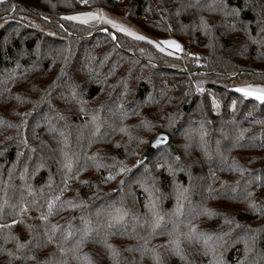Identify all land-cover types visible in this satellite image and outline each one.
Returning <instances> with one entry per match:
<instances>
[{
	"label": "trees",
	"instance_id": "trees-1",
	"mask_svg": "<svg viewBox=\"0 0 264 264\" xmlns=\"http://www.w3.org/2000/svg\"><path fill=\"white\" fill-rule=\"evenodd\" d=\"M211 2L190 6L196 0H5L0 4V120L4 121L0 203L8 201L0 212V225H7L0 227V264H49L56 246L44 243L46 226L79 229L83 220H90L95 229L107 221L113 205L129 212L112 230L115 234L108 236L119 252V264H156L150 252L141 255L145 240L160 254L161 264H264V215L249 206V200L264 203V102L244 97L233 87L240 78L264 84V0H224L218 6L224 11L203 6ZM93 7L133 16L149 36L174 35L188 42L190 52L183 62L180 53L160 52L149 41L106 24L61 16ZM143 14L149 15L148 20ZM199 16L206 18L210 32L200 26ZM106 27L107 32L101 30ZM73 89L77 100L71 99ZM201 126L207 154L200 146ZM122 127L127 131L121 132ZM158 129L172 132L178 154L162 146L148 164L138 166L132 157L144 145L140 140L149 141ZM241 131L242 146H234ZM60 132L67 136L66 150L74 160L71 172L63 167ZM88 157L103 166L96 167ZM233 161L244 169L242 173L230 169ZM158 163L163 167L157 168ZM121 164L130 171L120 173ZM110 173L115 179H107ZM178 187L188 191L177 216ZM247 191L253 196L245 199ZM55 195L76 206L57 202L43 222L39 216ZM153 197L164 216L155 232L149 207ZM23 204L28 206L26 213L19 212ZM202 209L214 214L201 215ZM230 217L241 226H225L222 220ZM13 219L18 222L13 224ZM196 221L205 222L199 231L222 237L216 254H205L199 242L181 243L186 259L167 251L163 235L169 236L174 223L182 229ZM233 227L236 230L229 233ZM18 242L27 247L18 251ZM81 252L93 264H113L95 232Z\"/></svg>",
	"mask_w": 264,
	"mask_h": 264
},
{
	"label": "snow or ice",
	"instance_id": "snow-or-ice-1",
	"mask_svg": "<svg viewBox=\"0 0 264 264\" xmlns=\"http://www.w3.org/2000/svg\"><path fill=\"white\" fill-rule=\"evenodd\" d=\"M81 3H87V0H80ZM224 0H212L211 3H206L203 6L207 7L211 11H224L225 9L222 7H218L219 5H222ZM5 3V0H0V4ZM201 5V0H196V3L194 5L190 6H200ZM11 11H15V5L12 6ZM236 11L238 14V10H233ZM228 14V13H226ZM23 19V18H21ZM47 19V18H45ZM65 19L68 20H79L84 24H88L89 21H104L107 24L112 25L114 28H118L120 32L126 33L128 36H133L137 40H147L148 37L144 35H139L136 32L124 27L123 25L118 24L115 20L108 19L105 15L102 13H97V12H81L77 15H71V16H66ZM205 31L210 32V26L207 24V22L204 20L203 17H201V25H200ZM63 27V25H61ZM103 31H107V29H102ZM264 31V29H262ZM113 39H115V36H113ZM254 42H259L254 39ZM149 43H152L156 46V48L160 52L165 51V47H162L161 45H166L168 48L175 49L176 51H181L182 46L180 43H178L175 40L172 39H166L160 42L154 41V40H149ZM169 55H172V52L168 53ZM191 55V54H190ZM197 91H201L200 88H197ZM235 91L238 93H242L244 97H254L256 100L264 102V86H259V85H252V84H245L242 86H237L235 88ZM71 99L72 100H77L78 95L75 89L72 90L71 92ZM83 103V101H81ZM213 106L216 107L215 101L213 102ZM235 106V102H233V107ZM83 110V109H81ZM21 115H26V114H21ZM93 121L97 120L96 116H93ZM260 121H257L259 123ZM0 123H4L3 120H0ZM23 123V122H22ZM14 125L8 124V127H13ZM99 124L96 125V131H99ZM150 127V126H149ZM121 132H126V128H121ZM60 136L63 137L62 140V146L60 148V153L64 158V164L63 167L67 169L69 172L72 171L74 160L72 156L69 154V152L66 150L68 146V141H67V136L65 135L64 132H60ZM206 136V132L203 130V126H201V132H200V141H201V148L205 150V153L207 154V142L204 139ZM244 139L243 131L240 132L238 136L235 137L234 140V146H242L240 142ZM26 143V141H25ZM140 143H147L153 148H159L162 145H165L167 143V137L164 133H157L156 137L152 141H145L143 139L140 140ZM219 144V142H217ZM88 160L92 161L93 164L96 167H102L100 163L96 161L95 157H88ZM176 160H179V157H176ZM137 163H142V161H137ZM157 168L163 167V165L157 164ZM169 168H171V165H168ZM230 169L238 170L241 173L244 171L242 167L238 165L236 161H233V163L229 166ZM126 171H130V169H127L124 167L122 164L119 167V172L123 173ZM146 171H148L146 169ZM11 174V173H10ZM214 175V173H213ZM108 180L115 179V177L110 173L107 177ZM259 179V178H257ZM123 183V181H121ZM65 188L61 189L60 192L66 190L67 186V180L64 181ZM239 182H237V185ZM29 191L31 192V189L29 188ZM187 189L183 187H178L177 188V207L175 210V214L178 216L181 213V209L183 205L180 203L181 200H186L187 199ZM235 191V188L233 189ZM253 193L251 191L246 192L245 199H248L249 197H252ZM57 202H61V195H55L52 198L48 199L46 202L47 205V211L42 212L41 215L39 216V219L43 222H47L49 220V217L53 214L54 209L56 208ZM36 201H33V204H35ZM63 203H68L71 204L73 207H75V204H72L71 201L68 202H61V206H63ZM8 204L7 200H4L3 203H0V212L3 211L4 206ZM249 206L257 213L264 215V203H257L254 200H249ZM12 208H16V205H10ZM149 207L151 209L152 213V222H151V228L153 232H155L156 229L160 228L161 222L164 220V216L160 213L158 209V205L156 202L155 197H153L149 201ZM28 211V206L26 204H23L19 208L20 213H26ZM201 215H213L214 213L209 210V209H202L200 212ZM99 215V213H97ZM129 215V212L126 208L123 206H115L113 205V209L111 212L107 213V221L104 222L103 224H97L95 226V229L92 227V221L90 220H83V217L81 218L83 220V227L79 229H73L71 225L68 226V228L65 230L61 227L59 224H52L49 227L44 228V243H53L56 246V252H54L51 255V258L49 260V264H70V261H80V260H86L88 264H93L91 258L81 252V249L85 242L92 238L93 232H95L96 237L98 242L102 243L104 247L107 249L110 258L113 261V264H119V252L117 249L108 242V236L115 234L112 230L117 229L118 226H120L124 220L125 217ZM18 221L13 219L12 223L16 224ZM227 223H231V221H226ZM0 227H7V225H0ZM32 226H29V229L31 230ZM169 241L167 242L168 249L174 253L175 255H178L181 257V259H186L183 249L181 247V237L184 238V240L188 242H199L202 243L203 245V250L205 254L208 252H212L214 255L216 254V249L219 247V241L222 239L220 236L214 237L213 235L206 234L204 232L199 231L195 225H192L189 222L188 226V231L187 232H180L179 231V225L175 224L173 225V231L168 233ZM15 239V237H6L5 239ZM148 244V241H144V247L142 250L141 255L143 256L146 253H151L153 259L156 261V264H161V258L160 254L156 251L155 248H148L146 245ZM40 246V245H37ZM27 247L26 243H17V250L25 249ZM245 249L246 252L251 251L252 249L248 247L247 241L245 242ZM57 253L59 255H57ZM9 256H12L13 253L9 252ZM20 258V257H17ZM26 258V257H24Z\"/></svg>",
	"mask_w": 264,
	"mask_h": 264
},
{
	"label": "rangeland",
	"instance_id": "rangeland-1",
	"mask_svg": "<svg viewBox=\"0 0 264 264\" xmlns=\"http://www.w3.org/2000/svg\"><path fill=\"white\" fill-rule=\"evenodd\" d=\"M121 1H124V0H121ZM152 5V4H151ZM153 6V5H152ZM154 7V6H153ZM16 8V7H15ZM11 12H13V11H11ZM81 12H97V13H102L103 15H105L108 19H112V20H115L118 24H120V25H123L124 27H126V28H128V29H130V30H132V31H134V32H136L137 34H139V35H144V36H146V37H148V39H147V41H149V40H154V41H157V42H160V41H163V40H166V39H172V40H175V41H177L178 43H180L181 44V46H182V50L181 51H176L175 49H172V48H168L166 45H161L162 47H165V51H164V53H169V52H172L173 54V56H176V55H178L179 53L181 54V56H182V58H183V62H184V58H186L187 57V54L190 52V50L188 49V47H189V45H188V42H182V41H180V40H178L174 35H170V36H160V37H153V36H149V35H147L141 28H140V26L137 24L138 23V21H136V20H134V18H133V16H131L130 18L128 17V16H125V14H120V13H117V12H114V11H112L110 8H103V7H93L92 9H89V10H86V9H82V11H77V12H72V13H70V14H61V16L65 19V17L66 16H71V15H77V14H79V13H81ZM154 15H157V13H156V10H155V8H153L152 9V11H151ZM201 17H203L204 18V20L206 21V18L204 17V16H199V17H197V19H199V20H201ZM148 18H149V15H147V14H143V19L144 20H148ZM68 20V19H67ZM73 21H79V20H73ZM3 21L2 20H0V24L2 23ZM79 22H81V21H79ZM91 22H99V23H102V24H106L107 26H109V27H111L113 30H118L119 31V29L118 28H114L112 25H110V24H107V23H105L104 21H89V23H91ZM164 22V21H163ZM165 23V25H167L170 29H171V26H170V23H168V22H164ZM103 29H107V31L109 30V28H103ZM102 30V29H101ZM172 30V29H171ZM103 31V30H102ZM107 31H105V32H107ZM113 36H115V38H116V35L115 34H113ZM154 45V44H153ZM155 46V45H154ZM156 47V46H155ZM184 52L186 53V55L183 57V55H184ZM182 53H183V55H182ZM245 84H252V85H259V86H264V84H253V83H249V82H247V81H245V80H243L242 78H240L239 80H236V81H234V83H233V87L234 88H236L237 86H242V85H245ZM154 133V132H153ZM152 133V134H153ZM154 136V135H153ZM152 136V137H153ZM151 139V138H150ZM149 139V140H150ZM144 144V145H143ZM142 145V147H141V149L138 151V153L137 154H135L133 157H132V162H137L138 160H139V157H140V155H141V153H142V151L144 150V148L146 147V145H147V143H143ZM158 164H160V165H162V163H158ZM90 190L91 189H89V188H87L86 189V192L88 193V192H90ZM151 193V192H150ZM232 211V210H231ZM230 213V212H229ZM231 215V213L229 214V216ZM226 221H231V223H227ZM168 223V222H167ZM222 223L225 225V226H227V227H232V226H241L239 223L237 224V223H235V221L233 220V218L232 217H230V218H227V219H225V220H222ZM205 224V222L204 221H196V222H194V223H192V225H195L196 226V228L198 229V228H200L201 226H203ZM236 229H235V227H233V228H231L230 230H229V233H233L234 231H235ZM179 231L180 232H187L188 231V226L187 227H184V228H179ZM163 238L165 239V242H164V245H165V247H166V249L168 248V246H167V242L169 241V239H171V237H169V236H166V235H163ZM181 240H182V243H187L188 241H186V240H184V238L183 237H181ZM193 244H192V246H195L196 244H194V242H192ZM186 246H189V243H187V245ZM191 246V247H192ZM197 247V246H196ZM200 249V248H199ZM167 251H169V252H171L170 250H167ZM197 251H198V249H197ZM168 252V253H169ZM175 255V254H174ZM144 264H148L147 263V261L146 262H144Z\"/></svg>",
	"mask_w": 264,
	"mask_h": 264
},
{
	"label": "water",
	"instance_id": "water-1",
	"mask_svg": "<svg viewBox=\"0 0 264 264\" xmlns=\"http://www.w3.org/2000/svg\"><path fill=\"white\" fill-rule=\"evenodd\" d=\"M187 106H188V104H186L184 106V109H186ZM157 133H164L166 135L167 143L165 145H162V146L167 147L170 151H172L174 154L177 155L178 152H177L176 147H175L172 132H170L168 130H164V129H158L156 134L149 141H152L156 137ZM162 146H160V147H162ZM156 150H157V148H153L149 144H147L146 147L144 148V150L142 151V153L139 157V160H138V161H142V163H139L138 166H140L142 164H148L150 157L155 153Z\"/></svg>",
	"mask_w": 264,
	"mask_h": 264
},
{
	"label": "built area",
	"instance_id": "built-area-1",
	"mask_svg": "<svg viewBox=\"0 0 264 264\" xmlns=\"http://www.w3.org/2000/svg\"><path fill=\"white\" fill-rule=\"evenodd\" d=\"M188 49L190 50V47H188ZM182 55H183V53H182ZM186 55V53L184 52V55H183V57Z\"/></svg>",
	"mask_w": 264,
	"mask_h": 264
}]
</instances>
